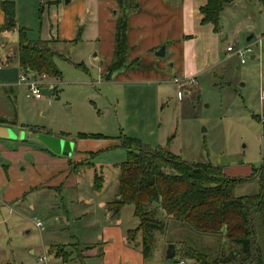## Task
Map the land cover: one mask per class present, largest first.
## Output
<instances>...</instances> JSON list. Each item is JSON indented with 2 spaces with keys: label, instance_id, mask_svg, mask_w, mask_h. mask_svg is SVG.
Segmentation results:
<instances>
[{
  "label": "rangeland",
  "instance_id": "rangeland-1",
  "mask_svg": "<svg viewBox=\"0 0 264 264\" xmlns=\"http://www.w3.org/2000/svg\"><path fill=\"white\" fill-rule=\"evenodd\" d=\"M21 1L22 12H30L32 7L27 4L33 0ZM67 2L34 0L33 6L38 4L32 13H21L18 22L24 26L20 28L33 42L52 39L56 36L54 13L61 16V7L77 3ZM235 4L233 10L225 9L220 22L221 32L235 31V35L219 44V53L226 50L227 43H234L235 50L251 45L253 52L246 54L245 62L234 55L230 62L200 78L197 88L187 95L172 81L159 92L155 84L116 80L117 73L112 80L104 79L101 46L78 36L75 41L51 42L58 52L55 61L62 77L38 72L47 77L42 80V97L34 99L22 80L18 29L0 33V118L9 121L1 126L12 131L10 137L0 138V264H80L76 248L86 251L97 245L101 252L102 227L114 221L100 203L118 195L121 164L128 159V148L121 145L124 136L153 149L166 148L190 163L222 166L234 177L248 176L253 167L263 164L264 57L256 41L264 31V3L235 0ZM1 16L0 26L4 23L0 7ZM174 74L170 72V77ZM80 133L105 138L81 139ZM42 135L73 142L71 155L55 162H38L32 149L43 144ZM7 151L23 159L16 162ZM76 161L91 165L76 170ZM97 174L102 178L101 188L96 186ZM259 192L257 178L235 189L236 196ZM122 211L123 229L140 224L133 205H125ZM255 223L264 258V219L256 215ZM189 228L191 233L176 226L173 231L155 229L154 250L166 241L178 243L180 248L186 241L212 254L227 249L222 235L198 239L192 235L198 233ZM59 244L75 254L63 260L57 254ZM42 256H46L44 262ZM180 260L176 256L161 263Z\"/></svg>",
  "mask_w": 264,
  "mask_h": 264
},
{
  "label": "trees",
  "instance_id": "trees-1",
  "mask_svg": "<svg viewBox=\"0 0 264 264\" xmlns=\"http://www.w3.org/2000/svg\"><path fill=\"white\" fill-rule=\"evenodd\" d=\"M118 15L113 58L103 73V78L112 80L114 74L126 67L134 68L136 61L127 58L128 13L138 8L137 0H116ZM230 0H206L200 8L202 24L211 23L220 29L221 15ZM262 1V0H260ZM4 23L0 33L18 29V61L25 72H42L51 78H61L55 58L58 52L50 41H31L23 28H18L16 4L12 0L0 3ZM255 117H258L255 115ZM0 118V124L7 123ZM80 138H105L101 134L80 133ZM121 145L128 148V159L121 164L118 197L108 203L113 216H119L125 205H133L140 224L128 231V239L142 237L146 257L154 244L153 231L166 228L168 220L182 223L198 234L222 235L227 240V249L218 254L209 253L185 242L177 247L176 256L190 264H264L263 252L257 244L256 215L264 219V162L253 167L244 177L229 175L224 167L208 163H190L170 150L153 149L132 137L122 138ZM91 163L77 162L80 170ZM257 178L260 192L236 196L235 189L246 181ZM102 178L96 175V186L101 188ZM173 243V242H172ZM65 260L67 253L61 254Z\"/></svg>",
  "mask_w": 264,
  "mask_h": 264
},
{
  "label": "crops",
  "instance_id": "crops-1",
  "mask_svg": "<svg viewBox=\"0 0 264 264\" xmlns=\"http://www.w3.org/2000/svg\"><path fill=\"white\" fill-rule=\"evenodd\" d=\"M12 1L16 4L17 25L19 28L23 27V22H18L20 16H22L21 13L25 14V16L28 13H32V8L37 6L38 3L33 6L34 0L31 2L28 1L27 5L32 8H29L30 12L23 13L21 10L22 8H20L22 1ZM73 1H77L74 6L68 8L61 7L63 13L61 16H59L58 12L54 13L53 18H55L57 22L56 36L52 37V39L45 37V40L50 42L59 41L61 39L65 41H75L79 36L82 40L91 41L101 46L100 49L105 56V64L102 67L103 76L104 71L113 58L117 26L116 17L119 11L118 3L116 0H72L68 2L72 4ZM260 2L264 3V0ZM137 3L138 8L128 13L127 27V58L129 62L136 61V65L134 68L124 67L118 70L116 72V80L155 84L159 92H162L163 89L166 90L168 87L167 82L172 81L180 90L185 89L187 95L190 93L191 89L197 88L200 84V78L206 75L209 76L213 73L215 68L230 62L232 57L236 55L235 51L229 52L227 50V48L234 45V43H227L226 50L224 49L221 54L219 53V44H222L225 40L226 42L227 40L229 41V38L235 35V31L231 32L228 29V32L226 31V33H223L220 29L218 31L215 30L214 25L211 23L202 24L200 8L206 4V0H137ZM235 6H237L235 0H230L225 9L229 8L233 10ZM27 8L26 6V9ZM75 9H77L78 12L75 11ZM1 19L2 16L0 20ZM52 19L50 17V21ZM262 32L261 38L256 42L259 45L260 55L264 57V31ZM252 36L254 37V35ZM163 45H165L166 48L165 55L158 56L156 52L160 50ZM168 52L170 54L169 60L166 59ZM252 58H256V55H253ZM170 72L175 73L173 77H170ZM192 77L199 80L197 84L192 85L186 83V85L181 86L175 81L178 78L187 82L188 79ZM262 86L261 114L264 115V85ZM178 95L180 96L181 94ZM260 117L263 118L262 116ZM8 123L9 121L0 125H6ZM32 151L38 162L41 163L55 162L57 159L65 157L62 154L54 153L44 143L41 144L40 147L33 148ZM85 152L93 153L92 151ZM7 154L9 157L14 158L16 162L23 159H20L18 154L10 151H7ZM77 162L78 161H76L75 164H77ZM226 172L230 175L227 170ZM117 197L118 195L116 198ZM112 201H102L100 204L110 211L108 203ZM122 212L123 211H121L119 216L114 217L112 211H110L109 217L114 223H107L102 227V234L100 236L101 252L98 251L99 247H97V245L87 247L86 251L85 249L80 250L76 248L78 251L76 254L77 257L82 259L80 264H162L161 261L166 259V246L172 243V241H166V243L155 250L153 244L151 253L146 257L142 248V237L138 236L133 241H130L128 239V231L131 229H123L121 227L122 221L120 217ZM166 224L165 229L171 228L170 230L173 231L176 226L181 230L190 232V230L180 222L168 220ZM192 235L198 239H205L204 237H208V235L196 233H192ZM163 239L166 240L167 238L164 237ZM174 244L177 249V247H179V245L177 246L178 243ZM65 249L66 245H57V254L62 256L61 254L66 252ZM71 252L73 253L70 254L66 252L68 257L67 260L75 254L74 251ZM62 259L65 260L63 256ZM186 263L190 264L191 262ZM175 264H177V262Z\"/></svg>",
  "mask_w": 264,
  "mask_h": 264
},
{
  "label": "water",
  "instance_id": "water-1",
  "mask_svg": "<svg viewBox=\"0 0 264 264\" xmlns=\"http://www.w3.org/2000/svg\"><path fill=\"white\" fill-rule=\"evenodd\" d=\"M69 1V0H68ZM253 36L248 37V41L252 39ZM165 45H163L160 50L156 52L158 56L165 55ZM12 135V131L7 126L0 125V138H8ZM42 142L51 149L56 154H62L70 156L74 147V143L65 140L64 138L53 136V135H42ZM177 249L176 245L171 243L166 251V260L174 259L176 257Z\"/></svg>",
  "mask_w": 264,
  "mask_h": 264
},
{
  "label": "built area",
  "instance_id": "built-area-1",
  "mask_svg": "<svg viewBox=\"0 0 264 264\" xmlns=\"http://www.w3.org/2000/svg\"><path fill=\"white\" fill-rule=\"evenodd\" d=\"M227 50L229 52L235 51V53L237 55H239L242 58V62H245V56L247 53H252L253 52V47L251 45L246 46L245 48H241L238 50H235L233 46H229L227 48ZM22 80L24 82H26L29 86V90H30V96H32V98L34 99H39L42 97V91H41V85L45 84V82L43 83L42 80H45L47 75H39V73L37 72H32V71H28L25 72L22 70ZM178 84H180L181 86L186 85V83L188 84H197L198 83V79L195 77L189 78L187 82H184V80H180V79H176L175 80ZM51 87L53 88V85H51ZM37 225L39 227L42 226V224L40 222L37 223ZM46 260V256H42L40 257V261L44 262ZM177 264H187L185 262V260H180L177 262Z\"/></svg>",
  "mask_w": 264,
  "mask_h": 264
}]
</instances>
